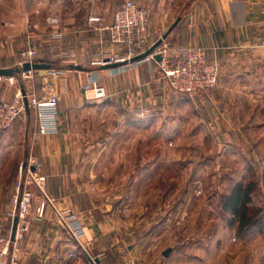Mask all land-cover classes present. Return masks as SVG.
Segmentation results:
<instances>
[{"label": "crops", "instance_id": "crops-1", "mask_svg": "<svg viewBox=\"0 0 264 264\" xmlns=\"http://www.w3.org/2000/svg\"><path fill=\"white\" fill-rule=\"evenodd\" d=\"M96 1L99 0H0V66H20L22 53L29 48L37 52L39 60L49 62L52 60L50 57L59 55L52 49V43L65 41L64 36L70 31L76 33L72 42L76 47L100 45L97 52L77 50L75 57L115 56L120 49L110 44L105 33L111 23L105 26L88 20L90 15L100 16L101 9L96 6ZM112 1L105 0L107 7L118 4ZM67 5L78 9L72 12ZM80 7H84L87 13L83 26L75 18V12ZM112 8V12L105 8L104 13H114L116 9ZM178 19H181L180 22L163 46L173 43L174 46L205 47L209 60L218 66L220 77V84L215 90L191 96L182 103L183 109L188 108L197 97L203 118L201 124L208 126L207 118H210L209 121L216 119L215 123L234 130L227 131L232 137L230 139H225L227 136L224 137L220 129L217 132V141L228 142L233 158L240 153L238 143L242 139L254 143L250 149L253 157H264V0H193L183 16H178L166 26L164 34ZM87 30L95 34L88 38L83 34ZM95 61L89 59L86 63L92 65ZM85 65H79L85 70H76L78 75L63 73L57 83L58 90L55 89L61 99L57 133L40 134L36 117L31 111L21 116L6 134L0 135V154L17 165L30 157L36 158L42 163L40 173L46 177L48 198L33 188L37 202L29 216V229L20 243V264H93L87 254L93 259L99 258L100 264H108V259L111 256V259H116V254H120L127 244L125 234L128 227L124 216L114 212L99 196L95 197V193H89L93 185L81 176L94 169L80 163L84 154L79 147L80 137L70 130V126L73 117L80 112L85 114L104 104L100 100L88 101L85 98L86 85L94 82L101 84L108 93V99H111L109 104L105 103L108 108L119 106L135 111L139 117H143V110H150L151 113L163 110L169 115L181 106L175 92L160 80L156 62L128 64L117 69ZM16 90L14 86L6 88L5 83H0V100H11ZM208 110L211 117H207V113L202 114ZM226 111L229 114L226 115ZM239 127L247 128L246 137L240 136ZM201 139L205 141L207 137ZM85 154L88 156L90 152ZM4 169L7 168L0 166V173H4ZM15 191L13 182L5 200L0 188V206L6 214L3 223L8 235L13 233L14 219L9 212ZM64 213L76 215L85 226L86 237L81 242L73 238L62 222L60 214ZM129 248L132 250V245Z\"/></svg>", "mask_w": 264, "mask_h": 264}, {"label": "rangeland", "instance_id": "rangeland-1", "mask_svg": "<svg viewBox=\"0 0 264 264\" xmlns=\"http://www.w3.org/2000/svg\"><path fill=\"white\" fill-rule=\"evenodd\" d=\"M125 1L113 0V4L119 5L109 7L105 0L96 1V6L101 9V23H111L116 12L111 13L112 7L117 10ZM192 1L135 0L149 11L151 46L163 36L167 25L178 16H183ZM67 8L72 12L78 9L69 5ZM105 8L111 12L104 13ZM86 16L84 7L75 12L80 26H83ZM91 32L87 30L83 34L90 38L91 34H95ZM105 33L110 44L120 49L113 57H75L77 50L97 52L100 45L76 47L72 44L76 37L74 31L64 36L65 41L52 43V49L59 54L58 57H50L52 60L49 61L59 70L54 81L57 90L63 73L78 75L76 70L70 72L69 65H76L77 62L85 65L89 59L97 62L103 58H124L125 50L111 41L108 30ZM168 45L174 46L173 43ZM93 63H86L85 66L101 67ZM34 74L33 80L17 78L19 82L12 84L9 78L3 77L0 83H5L6 88L16 87V93L21 86L29 88L35 84L37 93L42 95V74ZM56 93L59 95L58 91ZM175 94L181 106L169 115L163 110L154 113L143 110V117H139L135 111L119 106L108 108L105 103L109 104L111 99L107 97L100 100L104 102L101 106L73 117L70 130L79 135V147L84 152L80 163L94 169L81 175L85 182L93 185L89 193H95V197L99 196L114 212L124 216L128 227L125 234L127 244L120 254H116V259H111L112 256L108 259V264H119L127 259H134L138 264H264V157H253L250 149L254 143L242 139L238 143L240 153L233 158L228 142L217 141L218 129L225 134L224 137L227 136L225 139H230L232 137L227 131L232 128L215 123L216 119L209 121L210 118L206 119L208 126L201 124L203 118L197 97L188 108L183 109L182 104L198 94ZM206 113L207 117H211L209 110L202 112ZM215 114L217 118L218 114ZM33 116L36 117L35 112ZM243 128L239 127V134L246 137L247 128ZM201 137L207 139L203 141ZM86 151L90 155L87 156ZM3 155L0 154V166L7 169L0 173V188L6 200L11 184L14 182L17 186L23 162L14 164ZM7 163L9 167H6ZM44 179L46 181V177ZM241 182L245 185L251 182L257 184L250 211L257 213L254 220L258 221L243 234L238 230L237 218L224 208L226 198ZM4 212L0 206V223L6 217ZM130 245L133 251L129 250ZM167 252H170L168 256L165 255Z\"/></svg>", "mask_w": 264, "mask_h": 264}, {"label": "built area", "instance_id": "built-area-1", "mask_svg": "<svg viewBox=\"0 0 264 264\" xmlns=\"http://www.w3.org/2000/svg\"><path fill=\"white\" fill-rule=\"evenodd\" d=\"M90 23H101L102 17L89 16ZM111 41L125 50L124 58H111V62H126L145 53L150 47L151 19L147 8L135 0H126L113 16L107 26ZM207 49L202 46H161L156 53L163 55L162 62L155 61L154 56L142 62H156L158 75L172 91L181 95H195L210 91L219 85L218 66L209 60ZM23 63L38 61V54L32 48L22 53ZM107 59L94 62L103 66ZM141 63V62H139ZM59 70L54 69L42 74V95L32 85L29 88L20 87L11 100H0V134H6L21 117L31 111L35 112L37 128L40 134H55L59 131L60 97L55 91V78ZM34 72L23 73L21 80H33ZM13 84L19 82L16 77H9ZM85 98L88 101L103 100L108 93L101 84L94 82L84 87ZM42 163L30 157L20 166L19 180L12 198V209L9 215L19 219L15 235H8L6 227L0 223V264H20V243L24 240L30 221L29 216L37 202L33 188L43 197L46 195V181L40 174ZM65 227L74 239L81 242L86 237L83 223L72 213L60 214ZM119 264H138L134 259H127Z\"/></svg>", "mask_w": 264, "mask_h": 264}, {"label": "water", "instance_id": "water-1", "mask_svg": "<svg viewBox=\"0 0 264 264\" xmlns=\"http://www.w3.org/2000/svg\"><path fill=\"white\" fill-rule=\"evenodd\" d=\"M181 19H178L174 25L155 43L153 44L145 53L138 55L129 61L126 62H111L110 59H107L105 62L106 64L101 66L102 69H117L121 66H125L128 64H135L142 62L146 58H149L150 56H154V59L156 62L160 63L163 60V55L160 53H156L157 50L164 44L165 40L168 38V36L172 33V31L175 29V27L178 25ZM56 69L52 64L49 62H46L45 60H39L36 62H26L23 63L21 66L18 67H12V68H2L0 66V78H9V77H16L19 80H21V76L23 73H28V72H37L44 74L46 71L54 70ZM68 69L70 70H78V71H83L85 70L82 66L79 65H69ZM19 219L16 217L14 219V225H13V233L12 236L15 235L16 228L18 225ZM170 252L165 253L166 256L169 255ZM88 259L93 263V264H100L101 261L99 258H92L90 255H88Z\"/></svg>", "mask_w": 264, "mask_h": 264}, {"label": "trees", "instance_id": "trees-1", "mask_svg": "<svg viewBox=\"0 0 264 264\" xmlns=\"http://www.w3.org/2000/svg\"><path fill=\"white\" fill-rule=\"evenodd\" d=\"M256 186L257 184L254 182L247 185L242 182L238 183L224 202L225 210L233 214L239 221L238 230L242 234L256 225L258 221L254 220V215L257 213L250 211V205L254 202Z\"/></svg>", "mask_w": 264, "mask_h": 264}]
</instances>
